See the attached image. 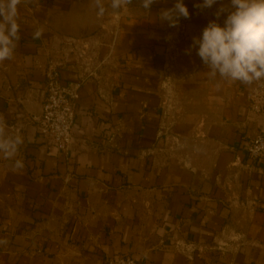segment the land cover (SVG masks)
Wrapping results in <instances>:
<instances>
[{"label":"crops","instance_id":"1","mask_svg":"<svg viewBox=\"0 0 264 264\" xmlns=\"http://www.w3.org/2000/svg\"><path fill=\"white\" fill-rule=\"evenodd\" d=\"M175 2L19 0L0 61V264H264V158L246 150L264 113L253 83L210 76L192 47L228 0H183L170 27L157 14ZM55 62L84 80L68 152L35 120Z\"/></svg>","mask_w":264,"mask_h":264},{"label":"clouds","instance_id":"2","mask_svg":"<svg viewBox=\"0 0 264 264\" xmlns=\"http://www.w3.org/2000/svg\"><path fill=\"white\" fill-rule=\"evenodd\" d=\"M129 0H112V6L119 9ZM158 0H140V6L151 11ZM218 0H202L196 5L203 10L211 8ZM19 0H9L8 12L0 23V61L10 59L14 42L18 38L19 26L15 22L16 5ZM227 13L223 25L213 20L202 30L200 37H194L192 47L209 70V75L229 81L252 84L264 81V0H228L216 11L217 18ZM161 22L177 27L181 17L189 18L188 8L183 0H176L171 8H161L157 14ZM42 30L34 33L39 38ZM10 141L0 140V151L9 154ZM21 162L17 161L19 165Z\"/></svg>","mask_w":264,"mask_h":264},{"label":"built area","instance_id":"3","mask_svg":"<svg viewBox=\"0 0 264 264\" xmlns=\"http://www.w3.org/2000/svg\"><path fill=\"white\" fill-rule=\"evenodd\" d=\"M83 79L65 82L60 63H51L46 71V88L42 112L35 116L38 130L48 144L68 152L74 141V123L80 101ZM250 108L264 113V81L253 83L248 97ZM252 158H264V132L256 134L246 145ZM107 264H139L130 254H117L107 259Z\"/></svg>","mask_w":264,"mask_h":264}]
</instances>
